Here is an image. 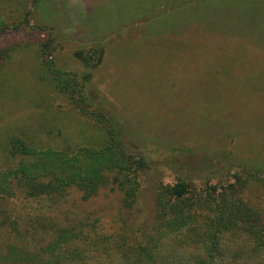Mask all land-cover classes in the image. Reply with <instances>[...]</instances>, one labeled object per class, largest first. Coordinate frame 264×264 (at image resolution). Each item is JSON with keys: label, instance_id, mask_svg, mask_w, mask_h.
I'll return each instance as SVG.
<instances>
[{"label": "trees", "instance_id": "16d2710c", "mask_svg": "<svg viewBox=\"0 0 264 264\" xmlns=\"http://www.w3.org/2000/svg\"><path fill=\"white\" fill-rule=\"evenodd\" d=\"M105 8L104 17L115 24L144 20L147 31L165 25L168 33L177 25L178 34L191 29L203 42L230 39L264 48L257 44L264 39V0H110ZM53 45L52 35L41 43L43 77L95 136L84 144L63 132L55 141L28 133L3 140L0 264H264V213L244 195L248 180L228 168L215 182L177 177L156 184L153 217L140 220L142 177L154 167L129 150L123 122L89 93L105 45L92 39L73 52L81 72L58 67L48 57ZM253 173L264 182V174ZM74 192L82 203L115 195L109 214L120 224L107 226L94 208L80 211L79 199L65 202ZM14 197L22 203L10 202Z\"/></svg>", "mask_w": 264, "mask_h": 264}, {"label": "rangeland", "instance_id": "374dc122", "mask_svg": "<svg viewBox=\"0 0 264 264\" xmlns=\"http://www.w3.org/2000/svg\"><path fill=\"white\" fill-rule=\"evenodd\" d=\"M109 1L0 0V167L7 162L1 145L11 134L55 141L63 132L77 144L95 136L46 83L39 63L41 43L52 35L48 57L81 72L73 52L99 39L105 53L92 71L89 93L123 122L129 150L154 167L142 177L140 220L153 217L156 184L177 177L215 182L227 168L248 180L244 195L264 213V182L252 176L264 174V48L230 39L203 42L190 36L191 29L178 34L177 25L168 33L165 25L147 31L144 20L115 24L104 17ZM25 14L28 23L19 24ZM74 193L65 202L79 199ZM114 199H79L77 208H94L107 226L114 220L118 226L109 214L116 210Z\"/></svg>", "mask_w": 264, "mask_h": 264}]
</instances>
